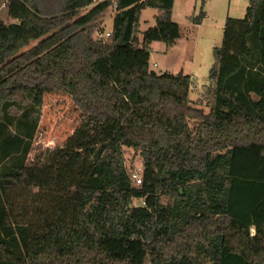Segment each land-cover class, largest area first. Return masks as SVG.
<instances>
[{
    "label": "trees",
    "instance_id": "1",
    "mask_svg": "<svg viewBox=\"0 0 264 264\" xmlns=\"http://www.w3.org/2000/svg\"><path fill=\"white\" fill-rule=\"evenodd\" d=\"M2 1L18 23L0 22V264H264V0L226 20L208 114L190 75L150 69L151 44L181 37L175 0ZM54 90L82 121L29 165ZM125 148L143 158L139 187Z\"/></svg>",
    "mask_w": 264,
    "mask_h": 264
},
{
    "label": "rangeland",
    "instance_id": "2",
    "mask_svg": "<svg viewBox=\"0 0 264 264\" xmlns=\"http://www.w3.org/2000/svg\"><path fill=\"white\" fill-rule=\"evenodd\" d=\"M0 0V22L5 24L18 23L9 16L7 3ZM249 0H175L173 20L180 26L181 37L177 44L168 47L165 43L151 44L152 53L150 69L158 74L172 73L190 75L192 87L189 97L193 106L208 114L206 93L210 87V70L215 63L214 49L223 44L224 26L228 17L243 19L246 16ZM201 9L206 13L202 25L194 26L192 18H196ZM117 11L110 8L100 21V27L94 39L108 38ZM156 9L147 8L140 17L139 37L142 43L144 32L156 25ZM32 42L29 48L35 46ZM169 50H165V49ZM82 113L71 96L61 91H51L44 95L41 120L28 158L33 164L47 150L61 147L74 133L80 122ZM200 122L191 120L190 126L196 129ZM126 165L131 171H143V158L140 152L125 148ZM137 203V202H136ZM252 229V233H254Z\"/></svg>",
    "mask_w": 264,
    "mask_h": 264
},
{
    "label": "built area",
    "instance_id": "3",
    "mask_svg": "<svg viewBox=\"0 0 264 264\" xmlns=\"http://www.w3.org/2000/svg\"><path fill=\"white\" fill-rule=\"evenodd\" d=\"M4 7H6V4L4 3L3 5ZM116 10V6L114 7ZM107 36H110V33H107ZM143 171H131V179L134 183L135 186L139 187L143 184ZM142 205H145L144 203Z\"/></svg>",
    "mask_w": 264,
    "mask_h": 264
},
{
    "label": "crops",
    "instance_id": "4",
    "mask_svg": "<svg viewBox=\"0 0 264 264\" xmlns=\"http://www.w3.org/2000/svg\"><path fill=\"white\" fill-rule=\"evenodd\" d=\"M174 5H175V3H174ZM156 10H157V9H156ZM157 11H158V10H157ZM157 14H158V13H157ZM156 17H157V15H156ZM155 19H156V18H155ZM172 19H173V15H172ZM113 21H114V20H113ZM173 21H174V20H173ZM203 21H204V20H203ZM174 22H175V21H174ZM202 23H203V22H202ZM113 25H114V22H113V24H112L111 26H113ZM201 25H202V24H201ZM194 26H197V27H198V26H200V25H194ZM224 27H225V26H224ZM177 41H178V40H177ZM176 44H177V42L175 43V45H176ZM175 45H174V46H175ZM150 49H151V53H152V50H153V49H152L151 46H150ZM165 50L167 51V50H169V49L166 48ZM151 57H152V56H151ZM150 59H151V58H150Z\"/></svg>",
    "mask_w": 264,
    "mask_h": 264
}]
</instances>
